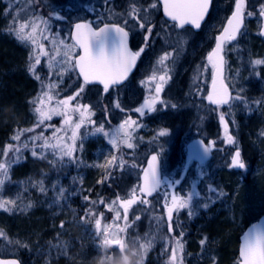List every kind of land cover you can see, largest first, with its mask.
<instances>
[{
	"label": "rangeland",
	"instance_id": "374dc122",
	"mask_svg": "<svg viewBox=\"0 0 264 264\" xmlns=\"http://www.w3.org/2000/svg\"><path fill=\"white\" fill-rule=\"evenodd\" d=\"M148 1L142 0L141 2L147 3ZM125 2L129 3L128 0H108L107 4H105V0H39V3H35L28 11L48 19L52 32L59 33L61 39H66L70 42L68 34L73 22L81 19L99 20V22L113 21L107 19L109 11L112 10L116 13L125 12ZM261 4H264V0H248V10L256 12L257 15L246 18L245 29L242 30L243 34L239 36L235 43L228 44L224 53L226 83L232 89L233 95L239 93L246 97L250 105V108L246 109L241 102L235 101L231 110H229L228 106L226 109L229 132L236 138L237 145H228L223 141L224 139H221L224 137V130L219 123V118L214 117L217 110L212 109L213 117L208 119L211 124L210 131L203 125V117H193L200 110L199 101L196 103L198 95L193 93L188 99L189 92L187 91L186 93L181 92L179 100L181 115H185V117H176L173 121H170L171 118H167V121L164 119L162 121L163 124L154 134L147 137L144 136L145 133L142 131L145 129L144 124H139L140 127L137 128V132L140 134L137 133L135 135L133 141L135 145L138 146L141 141L145 142L150 138L149 141L156 140L161 142L164 146L163 150L169 146L168 152L160 153V167L168 170L169 167L172 168L174 166L172 163L176 162L178 158L179 165L176 164L175 168L178 166L180 170L176 171V178H179L180 181L182 180L178 187L163 186L160 189L159 203L152 200V207L143 205L142 208L148 210V214L147 216L141 214V219L134 225L135 230L141 236L149 232L157 235L156 243L145 257V264H165L168 255H170L171 245L168 246L169 252L165 253V242L160 239L161 236L168 235L166 225L162 226L160 231L157 232L156 222L152 219L154 214L149 213L160 211L155 216L165 215L162 198L164 192H167L170 196L172 190H178L177 195L186 196L190 192L195 191L198 195L194 196V202L209 203V207L206 210L202 207L199 208L197 215L192 218L186 215V211H181L177 221L174 214V228L176 223L180 225V228L175 229L174 234L178 235L181 230L184 232V264H213V258H215L216 264H235L238 238L241 233V231L239 232V227L256 219L264 212V135H261V132H264V103L259 106L252 103L254 100L264 98V66H259L256 69L259 72V76H257L253 73L249 63L252 59L264 58V40L257 34L260 25L258 9ZM26 7V0H0V36L11 43L23 55L24 65L28 72L29 48L18 42L7 32V26L11 22L12 14ZM233 7L234 0H215L209 20L199 34L192 35L189 31H184L175 36V41L177 42L181 38L183 39L182 45L175 44L172 33L167 31L165 26L159 29L158 33L163 35L164 40L171 45L168 51H172L173 47L178 48V53L173 56L175 63L173 64L170 60V64H172V78L170 81L177 84V88L179 87L181 91L189 87V84L195 86L194 90L196 92L202 86L203 89L206 88L210 73V64H208L206 57L213 46L215 36L222 29ZM9 9L11 13L6 15V10ZM57 14L64 18L56 20L54 17ZM27 15V12H21L22 17ZM101 17H104V19L101 20ZM116 21H122V18L117 17ZM132 25L134 24L130 20L128 26L131 27ZM132 30L139 29L136 27L132 28ZM44 43L47 48H51L47 41ZM142 46L143 40L139 42L138 49ZM159 46L166 48L167 45L164 43L163 46L157 45L156 48L159 49ZM180 47H182V50H179ZM41 60L42 65L38 70L42 78L47 81V69L44 67L46 58L42 57ZM27 74L29 81H35V97H37L41 92V82L34 79L29 72ZM194 76L198 77L195 80L196 83L193 80ZM183 77L187 79L183 80ZM59 79L55 75L52 76L53 81H59ZM181 82L184 83L181 84ZM79 85L75 72L66 73L56 89L59 93V98L62 99L73 94ZM170 88L174 92L176 87L171 84ZM199 93L201 92L199 91ZM78 99L80 103L92 105L95 115L91 119L95 120L97 124L104 123L105 129L109 132L114 131L125 118H128L112 117V101L99 90L85 89V92L81 94V98ZM54 103L55 101H53ZM75 103L76 101H73V104ZM194 103L196 104L194 105ZM105 106L108 108L107 113L104 111ZM73 118L75 119L76 117L74 116ZM61 119L59 116H54L52 121L46 123L60 127ZM233 120L235 123H232ZM161 128H167L169 135L158 137L157 133ZM52 130L49 128L45 135H50ZM180 131H183L184 136L210 137L212 141H215V150L218 155L221 145L223 148L226 147V166H221L219 162H216L217 165L215 166L217 167L211 168L212 170L209 171L208 168L203 166H192V158H194L192 153L184 156L177 155L173 138ZM80 132L83 134V148L76 153L78 157L77 163L65 161L63 166L53 167L48 163V160L53 159L49 154L47 159L44 160L45 164L42 161V164H32V174H23L15 179L11 178L10 182L6 183L4 187L2 192L4 197L17 199L19 209L26 208L24 211L15 210L10 213L17 220H28L34 223H47L49 220L47 229L43 230L42 234L35 233L28 240L12 234L10 240L8 239L11 244L6 245L7 248L13 251H22V264H97L99 260L100 256L96 251L97 237L94 232V220L96 217L92 218V223H84L81 217L84 216L85 209L88 207V202L84 200V197L88 196L90 200L99 199L96 196L100 195V186L97 187L96 183L103 176L105 169L97 168L94 165L104 163L105 158L113 150L107 138L100 134H90L91 125L81 128ZM80 143L81 141L78 140L77 144L79 145ZM171 146H173L172 149ZM237 146L240 149L245 168L229 171L230 158ZM193 148L196 149L195 146ZM221 151L224 154L225 150L222 149ZM125 152L129 153V149L121 147V151L117 155L122 154L124 158ZM29 156H31V151ZM31 159L40 161V159H34L32 156ZM124 159L128 161L125 175L128 179L124 185L122 184L120 190L122 197L126 196L130 189L140 182L138 169L146 166L133 158V154L129 159ZM132 162L138 165L136 169L130 167ZM13 166H16V164ZM131 176H133V180L129 178ZM201 178L202 180H200ZM41 180H43L45 192H41L37 186H34L36 182ZM108 186H106V190L112 195L106 201L115 198L112 188H108ZM209 187L216 188L217 192H209ZM61 188L65 190V198L57 200ZM94 189L95 192L93 193ZM209 197H211L210 201ZM29 205L30 207H28ZM99 207L105 213L102 219V226L104 222L111 223L112 217H110L107 210L103 208V205H99ZM99 207L96 209L97 215L101 212ZM140 207V205H135L131 210H136ZM119 210L123 214V209ZM132 218L133 215L129 214V219L132 220ZM55 222L60 223L59 229L56 232H52L55 231L54 226H52ZM220 222L226 224L231 222L234 225L236 243L234 240L235 252L233 256V252L228 248L222 250L221 254L220 252H215L216 248L214 245L218 242L210 237L209 232ZM61 224H63V228H61ZM129 231L131 232L132 229ZM47 237L50 238L48 239ZM205 237L207 238V243L202 247L200 240ZM22 244H27L28 247H22ZM53 245L62 247L66 254H61L60 247H53ZM211 248L214 253L210 252ZM218 251H221L220 247Z\"/></svg>",
	"mask_w": 264,
	"mask_h": 264
},
{
	"label": "snow or ice",
	"instance_id": "6c2138e0",
	"mask_svg": "<svg viewBox=\"0 0 264 264\" xmlns=\"http://www.w3.org/2000/svg\"><path fill=\"white\" fill-rule=\"evenodd\" d=\"M27 7L22 10H17L11 16V22L7 26V32L12 35L18 42L29 48L28 56V72L34 79L41 82V92L33 100L29 101L32 104V112L35 117V122L30 128L16 129L10 137L11 141L0 150V210L4 212H13L19 209L17 199L4 197L2 192L6 183L10 182V169L12 165L19 163L24 159L22 149H30L31 156L34 159L45 160L50 154L53 159L48 160V163L53 167L63 166L65 161L77 163L78 157L76 153L83 148V134L81 128L86 125H91L90 134H100L107 138L108 143L113 150L110 155L105 158L104 163L94 165L97 168L105 169L101 180L97 183H105L113 177V171L125 170L128 166V161L123 158L120 153L121 147L134 149L136 147L133 142L135 139V131L140 125L131 117L125 118L118 127L109 132L105 129L104 123H99L93 119L95 115L92 105L80 103L78 98L85 92L88 85L99 83L103 86V92L107 93L112 86L120 85L127 80L129 73L135 67L137 59L150 46V38L153 36L155 25L151 20V11L158 9V4L162 3L164 15L168 20L172 21L171 27L174 29H184L185 25H191L193 28L199 29L201 21L209 11L212 0H152L147 6L138 3V0H130L128 8L123 13L109 11L107 19L116 21L117 17L122 18V23L112 22L103 23L102 26L96 28L91 21H79L74 23L73 31L69 34V42L66 39H61L59 33H53L48 19L42 16L35 15L29 12L35 3L39 0H26ZM108 0H105V4ZM27 12L26 17L21 16V12ZM11 10H6V15L10 14ZM52 15V13H50ZM257 15L256 12L248 10V0H234V8L231 15L227 17L226 24L223 25L219 34L215 36V46L208 52L206 60L212 67V88L207 93L205 99L208 103L215 106L218 110L222 106L227 105L229 110L233 108L235 101L241 102L246 109L250 108L249 101L246 97L239 93L233 95L229 85L225 83V50L228 44L238 39L242 35V30L245 29L246 18ZM258 16L261 18L258 35L264 37V4H261L258 9ZM56 20H61L64 17L55 15ZM104 17H101L103 20ZM135 21V24L129 28V21ZM144 33L143 46L137 51H132L128 46L129 35L132 28H136ZM45 41L51 45L47 48ZM183 39L177 42L178 45L183 44ZM79 49V52L77 51ZM182 50V47L179 48ZM178 53V48L173 47L172 51H165L160 55L155 65L152 68L151 74L146 80L141 81V85H154L149 87L150 97L145 98L143 104L136 107L134 111L141 117L146 114L155 113L158 111L157 105L163 110L169 107L176 109L178 106L175 103L169 104L168 101L161 97L165 85L171 80L172 65L167 63L171 60L174 64L173 56ZM46 58L44 67L47 69V81L42 78L38 70L42 65L41 58ZM250 67L253 73L259 76L256 69L259 66H264V58H256L250 60ZM78 73V78H82V83L77 90L65 97L59 98V93L56 91L59 82L66 73ZM55 75L59 81H53L52 76ZM193 77V80L197 79ZM242 91V90H241ZM199 93V89H197ZM53 101L55 103L53 104ZM73 101H76L73 104ZM257 106L264 103V98L254 100ZM115 108L121 112L125 111L120 103L115 102ZM105 113L108 112L107 106L104 108ZM230 114V112H229ZM54 116L61 117V126L56 127L51 123ZM76 117L75 119L73 117ZM219 123L224 130V142L228 145H237L236 138L229 132V121L226 120V113L219 112ZM232 123H235L233 120ZM53 129L50 135H45L49 129ZM37 129H41L37 132ZM26 133H32L26 140H22ZM169 135L167 128H161L157 136L165 137ZM264 135V132H261ZM155 139V137H154ZM81 141L78 145L77 141ZM215 147V141H210L207 146H204L203 153H196L195 158L201 163L208 155L210 150ZM39 149V151H37ZM231 168L244 169L245 163L241 157L239 147H235L234 153L231 155ZM131 168L136 169L138 165L132 162ZM140 182L134 185L126 196L122 197L117 193L114 199L106 201L103 197L98 200H90L88 196L84 200L88 202V207L85 209V214L81 217L84 223H92L94 220V232L97 237L96 251L99 256L105 258L113 255H119L123 251L124 244L130 243L138 246L145 251V257L149 250L157 241V235L151 232L141 236L134 228L137 221L141 219L140 214H133L132 220L129 219V211L134 205L153 206L151 197L160 196V189L167 185L171 187L176 181L164 180L161 173L160 161L157 155H152L147 162V167L142 170V175L139 177ZM41 192H45L43 180L36 182ZM209 192L216 193L217 189L209 187ZM65 190L60 189L57 200L64 199ZM222 195V193H220ZM198 195L195 191L185 195L169 194L164 192L163 210L166 215L155 216L152 219L156 222V230L160 231L162 226L166 225L167 234L160 237L164 240V252H169L165 264H184L183 252L184 232L181 230L178 235L174 234L176 228H180L179 223H176L174 228V214L178 221L181 211H186L189 218L197 215L199 208L207 209L208 202H194V196ZM211 197H209V201ZM99 205H103L107 212L113 213L112 222H104L102 219L105 213L101 211L97 215L96 209ZM30 207V205L28 206ZM119 209H123V214ZM119 222V223H118ZM63 228V224H61ZM132 229L130 232L129 230ZM0 238L8 240V237L0 230ZM11 243V241H8ZM17 243H19L17 241ZM207 243V238L200 240L203 247ZM22 247L27 248V244H22ZM53 247H60L53 245ZM61 254H66L60 247ZM0 264H20L18 260L0 261ZM213 264H216L213 258ZM235 264H264V228L260 225H255L243 236V243L239 248V255Z\"/></svg>",
	"mask_w": 264,
	"mask_h": 264
},
{
	"label": "flooded vegetation",
	"instance_id": "af4514ba",
	"mask_svg": "<svg viewBox=\"0 0 264 264\" xmlns=\"http://www.w3.org/2000/svg\"><path fill=\"white\" fill-rule=\"evenodd\" d=\"M130 3V0H128ZM142 0H139L138 3L143 5V6H147L148 3H151L152 0H149L147 3L141 2ZM129 3H126V9L128 8ZM151 17H152V23L155 25L154 29H153V36L150 38V46L148 48L145 49V51L141 54V56L137 59L136 65L135 67L131 70V72L128 75L127 80H125L122 84L117 85V86H113L109 89V91L107 93L103 92V89H101L100 87L97 86H92V88L98 89L99 91L103 92L105 95H107L109 97V99L112 101V109H111V114L112 117H131L132 119H135L137 121L138 124L145 125V129L142 130L145 134L144 136H151L154 134V132L163 124V120L165 119L167 121V118H171L170 121H173L176 117H185V115H181L180 112V95L181 92L186 93L189 92L188 95V99H190V95H192L193 93L197 94V101H199L200 104V110L197 111L193 117H203L204 118V123L203 125H205V127L207 128L208 131L211 130V124L210 121L208 119H210V117L212 116V109H215L214 105H211L208 103L207 99H205L207 93L209 92V87L211 84V73H212V67L210 65V73H209V82H207L206 88L203 89V86L200 87L199 91L201 93H197L194 88V85L189 84V87L184 88L182 91L180 90V88H177V84L171 83V81H169L164 88V91L161 93V97L163 99H165L166 101L169 102V104L175 103L178 107L176 109H172L171 107H169L167 110H163L159 105H157L158 111L155 113H150V114H146L145 116L141 117L138 113H136L134 111V109L136 107H139L141 104H143L145 98L150 97L151 93L148 91L149 87H154V85H141V81L146 80L147 76L151 74L152 68L155 65V62L157 60V58L162 55L165 51H168V49L170 48V43H167V41L164 40L163 35H160L158 33L160 28H165L167 29V31L171 32L173 35V41L175 42V44L177 43V41H175L176 37L178 36L181 32L184 31H189L192 35H197L199 33H194L192 30L190 29H183L181 31L174 29L171 27L172 23L167 22L161 15V8L160 5L158 4V9H153L151 11ZM79 21H91L93 23V26L98 28L100 26H102L103 23H112V22H120L122 23V21H101L99 22V20L97 21H93L90 19H81V20H77L75 22H73L69 28V34L72 32V28L74 23L79 22ZM133 24H135V21H131ZM126 28H129V26H125ZM138 28V26H137ZM68 34V37H69ZM144 33L140 30H131L130 31V35H129V48L132 51H137L138 50V44L140 41L143 40V35ZM70 40V39H69ZM137 40V42H136ZM71 42V41H70ZM164 43L167 45L166 48L160 47L159 49L156 48L157 45H164ZM77 51L79 52V49H77ZM170 51V50H169ZM174 59V57H173ZM167 63L170 64V60L167 61ZM172 65V64H171ZM186 77H183V80ZM187 79V78H186ZM184 82H181V84H183ZM196 83V82H195ZM172 86H175V90L173 92V90L170 88ZM194 86V87H193ZM231 89V88H230ZM232 91V89H231ZM203 92V93H202ZM233 92V91H232ZM200 95V98H199ZM184 98V97H183ZM119 102L121 107L125 110L123 112H121L119 109L115 108V102ZM194 103V105L196 104ZM227 105L222 106L220 109L217 110L216 114H214V117H218L219 112H224L226 113V117H227ZM114 123H116L113 120ZM116 129V128H115ZM140 134L139 132H137V129L135 131V135L136 134ZM175 141V146H176V154L180 155V156H184L185 154H193L194 158H192L193 163L192 166L193 167H197L199 165V167H204V168H208L209 171L212 170L211 168L217 167L215 165H217L216 162H219V165L221 166H226L227 162H226V147L223 148V146L221 145L220 151H219V155L218 153L216 154V150L215 147L212 148L210 150V152L208 153V155L205 157V159L203 160V163H201V161L197 158H195V154L196 153H203V148L204 146H207L208 143L211 140L210 137H204V138H200V137H190L189 135H185L183 134V131H180V133L178 135H176L174 138ZM191 139V140H190ZM209 139V140H208ZM223 140V138H221ZM149 139H147L145 142H140L139 145L134 148V149H129V153L125 152L124 154V158L129 159L130 156H132L133 154V158H135L137 161H139L141 164H145L146 166L143 168H139L138 169V174L141 176L142 175V170L144 168L147 167V162L150 159V157L152 155H157L158 159L161 158L160 153L164 154L166 152H168V148L169 146H167V149L163 150V145L161 142L153 140V141H149ZM224 141V140H223ZM196 147V149H194L193 147ZM173 148V146H171V149ZM170 149V150H171ZM222 149H224V154L222 153ZM129 154V155H128ZM160 161V160H159ZM161 162V161H160ZM174 166L172 168L169 167L168 170H164L161 168V173H162V177L164 180L167 181H176L178 180L179 183H174L172 184V186H176L178 187L179 184L181 183L179 178H176V171H179L180 168L177 166V168H175V165L178 164V158L176 159V162L172 163ZM161 166V163H160ZM126 167L125 170L123 172L121 171H113V181H115L116 183H120V184H124L126 182V180L128 179L126 175ZM131 178V180H133V176L129 177ZM202 180V178L200 179ZM167 186V185H165ZM178 190H172V194H177ZM111 193H108L109 198L111 197ZM114 196V195H113ZM161 196V195H160ZM160 196H157L154 194L153 197H151V200H154L156 203H159L158 200L160 198ZM96 197H99V195H97ZM135 206V205H134ZM141 207L136 209V210H131L129 211V214H131V216L135 213V214H142L144 216H147V211L145 210L143 207V205H140ZM110 217H113V213L108 212ZM149 213H153L154 215L159 214L160 211H154V212H149Z\"/></svg>",
	"mask_w": 264,
	"mask_h": 264
},
{
	"label": "trees",
	"instance_id": "16d2710c",
	"mask_svg": "<svg viewBox=\"0 0 264 264\" xmlns=\"http://www.w3.org/2000/svg\"><path fill=\"white\" fill-rule=\"evenodd\" d=\"M26 72L23 55L11 43L0 36V150H2L9 142L15 143L10 140L14 130L30 128L35 122V117L34 115L32 116L33 106L29 103V101L35 98L36 86L34 80H28V72ZM87 89L90 88L86 87V90ZM40 131L41 129L37 132ZM31 135L33 134L26 133L23 137H21V139H27ZM22 152L24 159L10 169V177L12 179H15L23 174H32L33 163L42 164V161L45 164L44 160H40L38 162V160L31 159V156H29L30 149H22ZM101 178L102 177H100L98 181L101 180ZM107 185H109L108 188H112L115 197L117 193L121 196L122 193L120 190L122 188V184L119 182L116 183L111 178L103 184L96 183L97 187L100 186L99 198L103 197L105 200H109V192L106 190ZM94 192L95 189L93 190V193ZM90 197L93 198L92 195H90ZM99 210H101V207H99ZM254 220H251L244 226H240L239 232H242V230ZM48 222L49 220L47 223ZM47 223H34L28 220L19 221L13 214L0 210V230H3L9 240L10 236L12 237V234L13 236L20 237L21 239H31L35 233L42 234L43 230L47 229ZM59 224V222L53 223L52 226H54L55 231L52 232H56V230L59 229ZM209 235L212 239L218 242L214 245L216 253L220 252L221 254L223 252L222 250L228 248L231 252H233L232 256L234 255L236 234L234 225L231 224V222H228L227 224L224 222L218 223L210 230ZM47 238L49 239L50 237ZM10 244L11 243H9L8 240L0 238V256L16 257L22 263V251L10 250V248H7L6 246ZM219 247L221 251H218ZM212 248L210 249V252L214 253Z\"/></svg>",
	"mask_w": 264,
	"mask_h": 264
},
{
	"label": "clouds",
	"instance_id": "9594fccd",
	"mask_svg": "<svg viewBox=\"0 0 264 264\" xmlns=\"http://www.w3.org/2000/svg\"><path fill=\"white\" fill-rule=\"evenodd\" d=\"M97 264H145V251L134 244L125 243L119 255L101 256Z\"/></svg>",
	"mask_w": 264,
	"mask_h": 264
},
{
	"label": "water",
	"instance_id": "95a60500",
	"mask_svg": "<svg viewBox=\"0 0 264 264\" xmlns=\"http://www.w3.org/2000/svg\"><path fill=\"white\" fill-rule=\"evenodd\" d=\"M212 3H213V0H212ZM160 6H161V12H162V15H163V17L167 20V21H169V22H172V21H170V20H168V18L164 15V11H163V5H162V3H160ZM211 8H212V4L210 5V8H209V11H208V13L206 14V16L204 17V19L201 21V27L203 26V24L207 21V19H208V17H209V15H210V12H211ZM231 15V14H230ZM260 22H261V18H260ZM173 23V22H172ZM225 24H226V22H225ZM224 24V25H225ZM185 27H190V28H192L195 32H198V31H200V29H201V27L199 28V29H196V28H193L190 24L189 25H185ZM239 37V36H238ZM262 37V36H261ZM262 38H264V37H262ZM234 42V41H233ZM215 46V40H214V45H213V47ZM212 47V48H213ZM212 50V49H211ZM78 74V73H77ZM224 74H225V69H224ZM81 80H82V78H80ZM97 85H100V86H102L101 84H99V83H96ZM91 85H93V84H91ZM103 87V86H102ZM211 88H212V81H211V85H210V89H209V91L211 90ZM231 168V167H230ZM231 169H235V168H231ZM255 225H260L262 228H264V213L262 214V215H260L258 218H257V220L254 222V223H252V224H250V225H248L245 229H244V231L241 233V235H240V237H239V239H238V249H237V253H238V255H239V248H240V246L242 245V243H243V236L249 231V229H251V228H253V226H255ZM15 258H2V257H0V261H10V260H14ZM15 260H17V259H15Z\"/></svg>",
	"mask_w": 264,
	"mask_h": 264
},
{
	"label": "bare ground",
	"instance_id": "6f19581e",
	"mask_svg": "<svg viewBox=\"0 0 264 264\" xmlns=\"http://www.w3.org/2000/svg\"><path fill=\"white\" fill-rule=\"evenodd\" d=\"M50 226V224H48ZM45 230V229H44Z\"/></svg>",
	"mask_w": 264,
	"mask_h": 264
}]
</instances>
